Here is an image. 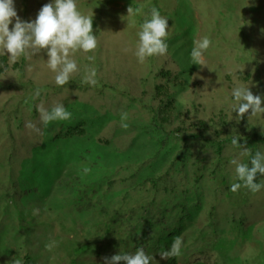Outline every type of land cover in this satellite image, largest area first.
I'll use <instances>...</instances> for the list:
<instances>
[{
	"label": "rangeland",
	"instance_id": "obj_1",
	"mask_svg": "<svg viewBox=\"0 0 264 264\" xmlns=\"http://www.w3.org/2000/svg\"><path fill=\"white\" fill-rule=\"evenodd\" d=\"M48 2L15 0V8L22 20H34ZM76 3L93 15L98 47L73 54L79 71L68 84H55L44 50L19 58L15 67L5 55L8 68L0 70V264L25 255L35 264H105V258L139 247L161 264L167 258L160 254L176 237L182 241L180 264H264V189L230 190L236 179L229 162L248 157L243 149L223 146L216 156L226 169L218 166L213 179L212 149L191 145L182 175V160L173 161L175 153L182 157V142L153 122L171 110L168 128L184 119L195 130L200 119L231 114L230 93L240 83L249 82L253 94L263 96L264 0ZM152 7L168 18V51L140 63L137 32ZM204 36L212 41L202 57L205 66L191 64L193 41ZM85 66L95 68V85L83 82ZM160 71L167 80H157ZM156 80L167 96L155 94ZM152 95L151 116L146 108ZM57 103L71 118L43 124L38 109ZM258 114L264 122V113ZM234 118L243 128L252 125ZM196 157L204 176L193 185ZM222 173L230 185L218 184Z\"/></svg>",
	"mask_w": 264,
	"mask_h": 264
},
{
	"label": "clouds",
	"instance_id": "obj_2",
	"mask_svg": "<svg viewBox=\"0 0 264 264\" xmlns=\"http://www.w3.org/2000/svg\"><path fill=\"white\" fill-rule=\"evenodd\" d=\"M131 8L127 12H131ZM93 15L82 13L76 0H49L44 4L34 20H22L16 11L15 0H0V55H7L12 63L21 57L35 55L45 51L47 67L55 73L54 80L58 86L69 83L72 74L79 71L77 61L73 54L94 52L98 47L97 35L93 34ZM11 25V29H10ZM168 18L162 16L159 9L152 7L150 16H146L139 25L137 43L134 55L140 63L146 58L163 56L168 51ZM212 41L204 36L193 41V47L189 53L191 64L205 66L202 60L204 53L211 46ZM88 61H93L94 56H87ZM244 68V66H243ZM243 70V69H242ZM239 71V69H238ZM96 70L85 66L83 82L89 85L97 83ZM34 95L40 96V90L36 89ZM230 97L231 110L235 112L239 120L245 113L250 115L264 113V96L254 95L249 88V82L235 86ZM40 118L47 125L52 121L68 120L71 112L67 111L62 103H57L50 110L40 107ZM126 114L122 119H126ZM126 123L122 127H127ZM28 127L39 131L35 125L29 123ZM239 138H234L232 144L243 149V153L249 156L248 162H242L238 157L230 160L234 166L236 181L231 184L230 190L236 192L241 187L255 193L264 189V182H257V174L264 176V151L257 150L254 154L240 143ZM90 169L85 168L84 172ZM182 241L176 237L168 250L161 253L162 258L178 255ZM48 247H51L49 245ZM153 256L146 254L143 247L136 249L134 253H119L105 258V264H153ZM13 264H21L16 260Z\"/></svg>",
	"mask_w": 264,
	"mask_h": 264
},
{
	"label": "trees",
	"instance_id": "obj_3",
	"mask_svg": "<svg viewBox=\"0 0 264 264\" xmlns=\"http://www.w3.org/2000/svg\"><path fill=\"white\" fill-rule=\"evenodd\" d=\"M251 1L254 3H258L261 0L260 1L259 0L258 1L251 0ZM6 59L7 58L5 55H0V64H3V65H0L1 71L7 70V68H8V65L5 63ZM15 66L16 65L14 63V67ZM154 76L157 77V80L160 77L165 78L167 80L169 77V74L160 71V72L155 73ZM157 80H156V84L154 85L155 94H158V95L162 94V95L167 96L168 95L167 92L164 93L162 91L163 87H161V85L157 83ZM260 91L263 93V96H264V87L261 85H260ZM154 95H152L154 98L152 97V99H150V101H151L150 105L148 106V108H146V111L151 113V116H152V113L154 112L152 104H153V102L157 101V99H156L157 97H155ZM180 98L183 101L182 97H180ZM262 102H263V106H264V101H262ZM166 107H168V106H166ZM170 111L171 110H169L167 112H170ZM167 112H166V110H164L162 112L164 114V116H162V114H161L159 117V120L153 118L154 119L153 122H154V124L157 125V127L159 126L161 129H163L165 127L166 132H171V133L174 132L172 134L176 137L175 140H177V138H178V140L180 142H182V145H181V143L170 142L173 144L172 146H176V145H179V147H180V145L182 146V148L180 147V149H182V150L179 151L182 154V157L178 153H175L174 158H173L174 162H176L175 159H177V158L182 160L181 163L178 161V163L180 164V167L177 170V172L182 174V175L186 174L185 171L181 168L183 166L184 167L187 166V164H185V162H186L185 161L186 151H187V148L190 147L191 145L193 146V145L199 144L200 148L202 145H208L212 149V151H211L212 155L216 156L220 153L221 149L225 145H228V146L233 147V148H237L236 146H234L232 144V140L234 138L238 137L239 138L238 143L242 144L244 146V148L249 149L253 154L257 150L264 151V125H261L264 122H261L262 119L260 118L259 114H258L259 117H256L255 114L250 115V110H249V113H245L244 116L240 120H239V117L237 118V120L242 122V125H247L249 120H252V125H248V127L246 126L245 128H243V126H241L240 123H237L235 121V119H236V118H234V116L236 115L235 112H233L231 114H229V113L226 114L224 111H221V113L218 115L217 118L211 117L207 121L200 119V121L197 124V128L195 130H192V129L186 127V125H184L185 120L184 119L181 120L180 118H178V121L181 120V123L179 122L178 126L174 127L173 129L168 128V125L165 123L171 122V121H170V115L167 114ZM224 113H225V115H224ZM172 114L174 115L173 112H172ZM172 114H171V116H173ZM257 118H259V119H257ZM260 122H261V124H260ZM168 147L169 146L165 147V148H167L166 153L169 151ZM238 149H241V148H238ZM208 155L211 156L210 153ZM209 158H211V162H212V164H209V166L211 165L209 173L211 174L212 178L214 179L215 177H217L215 172L218 171V169H219L218 166H223L224 169H226V167H225L224 161H222L221 158H219L218 156H216V157L211 156ZM183 160H184V162H183ZM200 160H201V157H200V159L198 157H196V162L195 161L192 162V164H193L192 165V173L193 174L191 173V176L195 182L193 185L197 184L196 181L199 179H202L204 176L203 171H202L204 166L202 165V163L199 162ZM248 160H249V156L243 158L242 162H248ZM168 169H169V167H168ZM225 175H228V174L222 173V175H220L218 177V179H217L219 181L218 184H222L224 186L230 185V184H227V182H226L227 178ZM232 178L235 181V179H236L235 172H234ZM260 178H261V176H259V174H257V182H259ZM233 180H231V181H233ZM235 182H237V181H235ZM104 213H105V211L103 212L102 215H104ZM114 221H117V217L114 218ZM121 253H125V252L122 251ZM116 254H119V253H116ZM116 254H114V255H116ZM21 264H35V262L30 256L25 255L23 257V260L21 261ZM70 264H76V262L73 260L70 262ZM120 264H123V262H120ZM150 264H151V262H150ZM153 264H157V263L153 262ZM161 264H180V263L178 262L177 257L175 255V256L167 257V259L164 262H162ZM190 264H213V263H210V262H207L206 260L201 259V260L194 261Z\"/></svg>",
	"mask_w": 264,
	"mask_h": 264
}]
</instances>
